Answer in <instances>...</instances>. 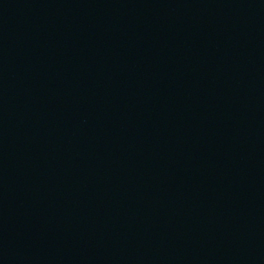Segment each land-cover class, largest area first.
<instances>
[{
  "label": "water",
  "instance_id": "water-1",
  "mask_svg": "<svg viewBox=\"0 0 264 264\" xmlns=\"http://www.w3.org/2000/svg\"><path fill=\"white\" fill-rule=\"evenodd\" d=\"M0 264H264V0H0Z\"/></svg>",
  "mask_w": 264,
  "mask_h": 264
}]
</instances>
